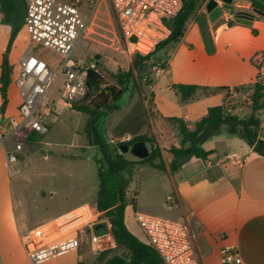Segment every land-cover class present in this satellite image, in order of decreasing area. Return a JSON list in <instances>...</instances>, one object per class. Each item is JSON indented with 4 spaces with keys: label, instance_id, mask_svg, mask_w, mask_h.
<instances>
[{
    "label": "crops",
    "instance_id": "1",
    "mask_svg": "<svg viewBox=\"0 0 264 264\" xmlns=\"http://www.w3.org/2000/svg\"><path fill=\"white\" fill-rule=\"evenodd\" d=\"M82 1L83 10L92 2ZM206 2L188 21L183 37L165 60L164 71L152 73L150 91L155 134L158 131L160 138L169 134L174 139L169 146L158 140L167 168L172 156L168 152L166 155L165 151L180 142L176 127L167 119H183L192 129L211 107L225 105L231 114L237 116L250 113L249 102L239 104L238 101L245 99V93L251 94L255 85L260 56L264 53V15L247 23L239 22L236 12L252 11L251 3L249 0H233L232 9H224L212 22ZM218 4L222 6L221 2ZM2 19L0 11V67L11 32L10 25L3 24ZM25 33L22 28L14 39L8 59L13 51L17 52L18 62L29 53L22 38ZM19 39H22L21 43ZM9 62L16 71L8 90L7 108L0 114V133L9 127L11 118L18 117L22 102L16 85L18 67L10 59ZM176 85H194L200 89L193 99L183 102L174 88ZM219 88L223 90L210 93V90ZM230 90L235 92L230 94ZM259 118L264 140V109L259 112ZM203 148L210 152L206 159L192 158L173 173L161 171L167 174L166 188L176 198L166 216L173 221L188 223L202 264H221L220 249L225 246L240 251L242 264H264V157L243 140L227 134L210 138ZM93 204L78 205L54 221L67 220L71 234L84 227L91 228L95 217ZM82 209L89 210L91 216L88 220L81 221L75 215ZM131 209L129 216L127 208L125 210V225L146 244L143 232L133 218V211H139L137 205ZM97 228L100 225H94L96 233L99 232ZM113 249L105 251L108 252L106 258L113 255ZM120 250L121 254L128 253ZM100 255L82 245L77 251L50 261L97 264ZM92 256L96 261L86 260Z\"/></svg>",
    "mask_w": 264,
    "mask_h": 264
},
{
    "label": "rangeland",
    "instance_id": "2",
    "mask_svg": "<svg viewBox=\"0 0 264 264\" xmlns=\"http://www.w3.org/2000/svg\"><path fill=\"white\" fill-rule=\"evenodd\" d=\"M92 4L93 2H90L89 6L85 5V14L92 11ZM22 38L28 52L31 50L34 56L43 59L51 67H56L61 61L57 53L31 42L27 34ZM21 41L22 39H19L20 43ZM72 57L95 62L103 76L108 72L116 74L132 70L134 55L128 53L112 0L98 2L95 18L86 39L78 44ZM9 59L16 67L19 66L20 60L18 62L16 51L11 53ZM153 68L154 66H150L145 73L146 78L128 88L117 107L113 106L104 113L102 123L109 144H123L141 133L152 137L157 144L158 140L165 146L174 142L169 134L160 138L157 131L156 135L154 115L152 118L147 117L151 105L150 85ZM134 75L136 76L135 72ZM64 80L65 77L60 75L48 94V99L55 101V112L48 122L49 132L45 136L36 133L25 141L17 163L9 166L6 164V152L15 150L14 141L7 138L0 140L1 264H29L20 241L21 234L53 223L57 216L78 205L93 204L95 201L99 187L94 159L97 150L88 145L84 133L88 116L73 110L61 98L60 91ZM110 87L120 88L112 79L106 80L103 86ZM109 100L112 101V98ZM238 102L240 104L248 101L241 99ZM146 146L150 153V144ZM165 154L167 155V151ZM124 155L129 160H138L130 153ZM165 173L145 163H138L130 172L125 173L130 181L128 190L137 193L133 203L127 199L128 216L132 212L133 204L143 213L168 218L166 214L171 210V206L167 201L170 193L165 185ZM57 224L60 222L57 221ZM96 230L102 235L107 233L105 226ZM111 251L113 254H121L119 247ZM99 258L100 256L98 260ZM86 260L96 261V257L92 256ZM43 264H57V260Z\"/></svg>",
    "mask_w": 264,
    "mask_h": 264
},
{
    "label": "built area",
    "instance_id": "3",
    "mask_svg": "<svg viewBox=\"0 0 264 264\" xmlns=\"http://www.w3.org/2000/svg\"><path fill=\"white\" fill-rule=\"evenodd\" d=\"M22 1L26 5L24 29L29 39L57 53L61 61L56 67H51L34 56L31 50L20 61L16 76L22 100L18 117L11 118L9 127L0 133V140L10 138L15 144V150L6 152L7 166L18 162L24 142L32 133L45 136L49 132L48 122L55 112V105L48 99V94L57 78L60 75L65 77L60 94L63 101L71 106L84 99L89 70L98 71L95 62L74 59L72 55L78 44L86 39L100 0L92 1L93 8L89 14L83 12L82 0ZM112 4L130 55H147L165 40L170 34L166 21L177 16L183 6L182 0H112ZM153 69L164 71V68ZM255 85L264 88V53L260 56ZM234 92L230 90V94ZM250 96L249 92L244 94L248 102ZM126 198L133 203L136 194L128 190ZM167 201L175 204L174 194L168 195ZM94 213L92 227H84L73 234L69 233L67 220H56L21 234L20 241L28 261L42 264L75 252L82 245L89 246L96 255L115 248L108 218L103 217L95 207ZM75 215L81 221L91 216L88 209H82ZM133 218L143 232L146 244L156 252L162 264H202L188 223L137 210L133 211ZM94 225L105 226L107 233H96ZM220 257L221 264H242L236 247H222Z\"/></svg>",
    "mask_w": 264,
    "mask_h": 264
},
{
    "label": "trees",
    "instance_id": "4",
    "mask_svg": "<svg viewBox=\"0 0 264 264\" xmlns=\"http://www.w3.org/2000/svg\"><path fill=\"white\" fill-rule=\"evenodd\" d=\"M206 1L182 0L183 6L178 15L166 21V25L170 30L169 36L159 42L149 54H135L132 70L116 74L108 72L106 76H103L99 71L89 70L87 92L84 99L71 105L73 110L88 116L84 133L88 145L97 150L94 159L97 165L99 187L93 205L96 211L101 213L103 217L108 218L116 247L128 252L127 254H113L109 258H106L108 252H103L97 264H162L156 252L133 235L124 221L125 210L128 206L126 192L130 183L125 173L130 172L138 163L148 164L150 167L162 172L169 171L173 173L192 158L206 159L210 152L204 150L203 144L210 138L221 134L243 140L255 153L264 157V140L262 139L261 120L259 118V112L264 109V88L259 85H254L251 88L250 113L247 115H233L225 105H220L209 108L207 114L198 120L192 129L187 126L183 119H167L168 123L176 127L180 138L178 146L172 145L167 149V152L172 156L168 168L163 159L161 148L146 133H141L130 141L117 146L109 144L106 138L102 123L104 113L113 106L117 107V103L122 100L131 85H136L139 80L146 78L145 73L150 66L165 67V60L183 37L188 21ZM249 1L252 11H237V19L251 21L260 17L261 14L264 15V0ZM0 11L3 14L2 23L11 27L4 60L0 67V114H3L8 105L9 86L15 76L14 67L9 62L8 54L14 39L20 30L24 28L26 5L22 0H0ZM105 79L114 80L120 88H103L106 84ZM174 88L180 94L183 102L193 99L197 90L200 89V87L194 85H176ZM218 90H223V88L210 90V93H215ZM109 98H112V101ZM150 104L148 118H152L154 115L152 95ZM140 141L151 146L147 158L129 160L124 154L120 153V146H132Z\"/></svg>",
    "mask_w": 264,
    "mask_h": 264
},
{
    "label": "water",
    "instance_id": "5",
    "mask_svg": "<svg viewBox=\"0 0 264 264\" xmlns=\"http://www.w3.org/2000/svg\"><path fill=\"white\" fill-rule=\"evenodd\" d=\"M218 2L222 3V6H219ZM233 0H208L206 2V9L210 14L211 21L218 19L224 9H232ZM239 22L247 23L246 19H239ZM122 154L130 153L132 156L139 160H143L149 156V150L144 142H136L132 146L122 145L119 148Z\"/></svg>",
    "mask_w": 264,
    "mask_h": 264
}]
</instances>
